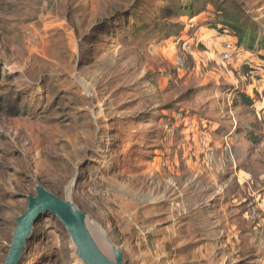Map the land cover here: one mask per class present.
<instances>
[{"label":"rangeland","instance_id":"rangeland-1","mask_svg":"<svg viewBox=\"0 0 264 264\" xmlns=\"http://www.w3.org/2000/svg\"><path fill=\"white\" fill-rule=\"evenodd\" d=\"M263 57L264 0H0V264L40 187L124 264H264ZM23 264L83 262L44 215Z\"/></svg>","mask_w":264,"mask_h":264},{"label":"water","instance_id":"water-1","mask_svg":"<svg viewBox=\"0 0 264 264\" xmlns=\"http://www.w3.org/2000/svg\"><path fill=\"white\" fill-rule=\"evenodd\" d=\"M44 215L55 216L65 228L76 247V254L83 264H124V254L113 249L114 259L100 249L88 227V216L70 199L40 187L35 197L29 198L27 210L19 217L9 256L5 264H23L27 248L33 239L36 226Z\"/></svg>","mask_w":264,"mask_h":264},{"label":"trees","instance_id":"trees-1","mask_svg":"<svg viewBox=\"0 0 264 264\" xmlns=\"http://www.w3.org/2000/svg\"><path fill=\"white\" fill-rule=\"evenodd\" d=\"M217 9V13L218 15H222L223 22L219 23L217 22L214 25L213 29H217L220 32L223 33H228L231 36L234 35L236 41L234 42L235 47L237 48V50L239 51V48L241 45H243L244 40H245V32H244V28L242 26V21L240 19L239 14H237L236 12H231L226 10L225 8L218 7L217 5H214ZM140 23H143L142 21H140ZM251 49H253V46H250ZM264 60V57H263ZM239 98L240 101L243 105H247V106H252L253 105V100L243 94L240 93L239 94ZM0 100H5L4 103L1 101L0 102V111L1 112H5V106L8 108V112H6L10 117L16 118V117H21L23 115H26L27 113H29V108L28 107H20L17 104L13 103L12 98L11 97H0ZM6 104V105H5ZM5 105V106H4ZM252 132L248 133V136H252Z\"/></svg>","mask_w":264,"mask_h":264},{"label":"built area","instance_id":"built-area-1","mask_svg":"<svg viewBox=\"0 0 264 264\" xmlns=\"http://www.w3.org/2000/svg\"><path fill=\"white\" fill-rule=\"evenodd\" d=\"M184 45H185V51L187 53H189L192 50V45L190 43H188V42L184 43ZM237 55H238V50L235 47L234 42H232V41L224 42V44H223V52L221 53L222 61H224L226 63H231L235 59H237ZM177 65L182 70L190 71V68L188 67V64H187V62H186V60L184 58H179L178 62H177ZM246 65H249V64L246 63Z\"/></svg>","mask_w":264,"mask_h":264},{"label":"bare ground","instance_id":"bare-ground-1","mask_svg":"<svg viewBox=\"0 0 264 264\" xmlns=\"http://www.w3.org/2000/svg\"><path fill=\"white\" fill-rule=\"evenodd\" d=\"M88 227H89V229H90V223H89V221H88ZM90 232H91V230H90ZM25 260V259H24Z\"/></svg>","mask_w":264,"mask_h":264}]
</instances>
